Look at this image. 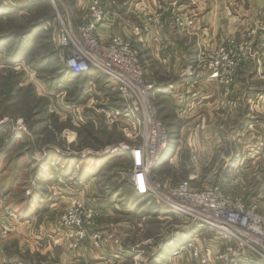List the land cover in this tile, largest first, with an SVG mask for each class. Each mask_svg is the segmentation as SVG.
Returning a JSON list of instances; mask_svg holds the SVG:
<instances>
[{"label": "rangeland", "instance_id": "374dc122", "mask_svg": "<svg viewBox=\"0 0 264 264\" xmlns=\"http://www.w3.org/2000/svg\"><path fill=\"white\" fill-rule=\"evenodd\" d=\"M111 2L122 6L126 0H0L10 8L8 13L0 12V37L13 33L23 40L22 57L15 61L9 56L19 39L0 46V150H6L0 156V214L20 219L9 206L38 193L35 214L39 212L41 226L32 227L34 235L50 236L62 230L68 241L64 245L71 251H78L90 239L93 242L87 250L100 243L106 248L117 240L110 248L124 253V260L115 264H231L232 254L251 255L248 248L252 245L246 244L243 230L234 228L237 238L219 236L174 218L149 192L136 195L133 159L126 152L107 150L143 148L151 130L162 128L168 133L172 152L179 149L174 163L161 162L149 171V186L165 197L185 183L194 194L218 188L231 207L239 201L245 210L253 208L263 230L264 0H218L228 5L231 15L223 27L216 22L207 36L199 32L200 22L192 19L197 10L187 9L188 13L185 9L177 16L167 10L170 0L161 6L170 28L177 29L176 23L183 24L188 18L185 24H189L190 37H176V42L186 46L184 52L189 50L187 56L193 63L185 70L201 79L210 77L188 87L192 96L184 105L194 108L185 114L178 112L173 99L155 96L154 83L164 79L160 72H165L158 68V61L149 57V62L130 40L115 34L137 51L143 82L152 88L145 97L146 110L136 109L140 123L135 129L130 115L116 120L107 115L109 109L121 107V100L117 90L107 91L99 71L76 74L66 65L69 52L79 44L90 52L84 30L99 10L105 13L102 23L108 20ZM156 16L149 17V23L158 24ZM115 17L124 24L121 16ZM184 28L178 26L179 31ZM97 29L98 41L111 42L114 36L100 38ZM65 33L69 46L62 50L59 40ZM179 56L169 53L166 60ZM172 79L170 75L167 81ZM37 165L42 170L35 175ZM12 174L15 177L7 191ZM42 176L44 181L37 183ZM77 207L88 218L81 214L79 227H67L64 222L66 218L76 220L69 214ZM12 226H0L5 231L0 244L12 240ZM77 230L78 238H71L70 233ZM210 242L216 246L215 253L207 250ZM37 248L30 263L46 264L50 252L44 254ZM59 254L58 248L51 251V264L58 263ZM179 254L178 262L171 261ZM233 259L240 264L237 256Z\"/></svg>", "mask_w": 264, "mask_h": 264}, {"label": "built area", "instance_id": "2783aa9c", "mask_svg": "<svg viewBox=\"0 0 264 264\" xmlns=\"http://www.w3.org/2000/svg\"><path fill=\"white\" fill-rule=\"evenodd\" d=\"M104 19L105 13L101 10L92 16L91 23L87 24L83 33L86 39L85 44L89 46L90 52L86 53L79 44L73 48V52H69L66 65L76 74L99 71L104 76L107 91L117 90L121 100V107L109 109L107 115L112 116V120L118 117L126 118L130 115L132 129H135V126H139L140 123V114L136 112V109L139 108L143 112L146 110L144 108L145 97L148 96V90L151 91L152 88L143 82L142 68L137 59L138 53L131 47L129 41L121 36H114L107 44L96 39L94 33ZM68 39L70 38L66 33L60 38L59 46L62 50L69 46ZM168 138V133L162 128H153L147 135L148 140L145 147L119 146L107 152L111 154L126 152L134 161L132 182L137 193L148 194L149 192L155 195L165 209L171 211L174 218L185 219L195 228H206L226 238H237L234 228L243 230L245 232L243 238L247 240L246 244L252 245L248 248L251 255L238 252L232 254L230 260L231 258L234 260L233 258L237 256L247 262L264 264V229L259 227L260 219L253 208L245 210L239 201L231 207L232 205L227 202V198L218 188H204L200 194H194L188 183H185L171 190L168 197H165V194L157 193L154 186H149L146 177L149 176V171L154 170L163 159L168 149ZM138 177L143 183V188H140V184L137 183ZM81 214L85 219L88 218V213H82L78 207L73 208L69 215L76 220L66 218L65 225L79 227ZM77 232L79 233V230L75 234L71 232L70 237L77 239L79 236ZM4 234V230L0 231V239ZM228 242L230 241H225L226 244ZM227 260L226 257L225 261Z\"/></svg>", "mask_w": 264, "mask_h": 264}, {"label": "crops", "instance_id": "0c3cea01", "mask_svg": "<svg viewBox=\"0 0 264 264\" xmlns=\"http://www.w3.org/2000/svg\"><path fill=\"white\" fill-rule=\"evenodd\" d=\"M168 1L169 0L157 3L155 0H126V2L122 4V6L121 4H118L119 6H117L115 4H112L111 2L109 4L110 10L108 11V20L98 27L97 34L100 38L103 39L110 38L115 34L121 35L124 38L130 40L132 45L138 48L140 53L145 56L146 60L150 62L149 57L153 60L156 59L159 65L158 68L161 70L163 69L165 72H160V76L164 77V79L156 80V82L154 83L155 96L161 99H173L176 102V109L178 110V112H182V114H185V112L190 111L194 108V106H191L189 104H187L186 106L184 105L185 102H189L192 96L190 94V91L188 90V87L199 84L202 79L203 81H205L210 77L201 79L200 76H195V72H193L192 70L191 72L185 70L187 68V65L192 66L193 63L189 61L187 56L189 50L184 52L186 46L176 42V37L180 36L181 34L190 37L188 36L190 30V28L188 27L189 24H185V22L188 21V18H185L183 24L176 23L177 29H174V26L173 28H170V23L168 22L169 20H166V17H164V13L166 10L165 8L161 7L162 5L166 6V2ZM217 1L218 0H183L181 2H175V0H170L171 4L168 6L167 10L171 11L172 15L177 14V16H179L185 9L197 10L198 13H195V19H192L200 22L201 25L198 27L199 32L203 36H207V34L211 33V31L215 28L216 22H220L223 27V22L228 21L231 15L228 5L223 2L219 4L217 3ZM258 5L260 6L259 1ZM115 8H117L118 10L116 11ZM189 10H187L188 13H190ZM152 13L157 15L156 18L158 24L156 25L149 23L151 19L148 18L153 15ZM166 13V15L169 14L168 12ZM115 15L122 17L124 21L123 25L119 23V20L116 19ZM185 15L188 16L187 14ZM176 21L179 22V20ZM178 26H185L186 28H184L182 31H179ZM199 36L202 37L201 35ZM169 53H180V56L178 58L173 57L172 59L166 60L167 56L169 57ZM148 65L150 66V64ZM171 71V74L167 73ZM89 74H91V72ZM170 75L171 77H173V79L167 81L168 76ZM186 87L187 91L185 90ZM182 133L183 131L178 134V141L180 137H182ZM168 146V150L164 154L161 162L164 163L169 161L170 164L174 163V160L177 157L176 150H178L179 147L172 152L173 149L171 148V144ZM159 166L160 164L158 165V167ZM136 195H138L137 192ZM39 217L40 215L38 212L37 214H33L31 217L24 221L20 219L14 221L12 218H4L2 214H0V226L5 227L6 224H8L11 227V225H13L12 228L14 231V234L11 237L12 240L8 241L7 243L0 244V264H31V256L33 255V252L38 249L37 246L42 248L44 254L46 252H50L49 258L45 260L46 264L53 263L54 260L50 262V258H53L51 255V251H53L55 248H58L60 250V254L57 260L59 264H69L73 261H80L81 263L86 262V264H108L110 261H115L113 263L115 264L119 262L121 263L124 260L122 259L124 253L119 254L117 253V250H113L112 248H110V245L117 244V240L107 245L106 248H101L103 244L101 245V243L99 242V246L87 250V247H90L91 242H93L90 239L88 243H84L83 247H79L78 251H71L69 247H66L64 245V243L67 245L68 241L63 238L62 230L56 229L55 231L51 232L53 235L50 234V236L43 234L42 232H39L37 234L35 233L34 235L32 227L34 228L37 226L39 228L41 226L40 224H38ZM191 243L194 244V240L191 241ZM207 245V250H209L211 253H215L217 251L216 246L211 242ZM179 255H176V258L171 261L178 262L181 259V255ZM27 256L28 260L25 259L27 258ZM237 261V263L240 264H255L253 262H247L239 258H237ZM197 264H199V262ZM231 264L236 263L233 260Z\"/></svg>", "mask_w": 264, "mask_h": 264}, {"label": "trees", "instance_id": "16d2710c", "mask_svg": "<svg viewBox=\"0 0 264 264\" xmlns=\"http://www.w3.org/2000/svg\"><path fill=\"white\" fill-rule=\"evenodd\" d=\"M9 10H10L9 6H7V7L3 6V4L0 3V12H7V11L10 12ZM14 36H16V34L11 33L8 36L0 37V46L3 45L5 42L10 43L14 39H19V42L15 43L14 51H12V53L9 56V58H11L12 61L18 60L19 58L22 57L19 55V53H20V50L23 49V47H22V41L23 40L21 39L22 35L16 36L17 38H15ZM9 63H11V62H9ZM5 152H6L5 149L0 150V156L2 154H4ZM41 170H42L41 166L37 165L35 167V171H36L35 175H37L39 172H41ZM14 177H15V175L12 174V178L10 177L11 182L7 185L8 186L7 191L11 189L10 186H11V183H12ZM44 179H45L44 176H42L41 178L38 179L37 183L43 182ZM37 197H38V193H37V195L36 194L33 196L30 195V196L16 202L15 204H11L9 207H12L13 212H15L20 217V219L22 221H24V220L28 219L30 216H32L33 214H35V211L37 209V207L35 206L36 205L35 202L38 199ZM165 211H166V209H165Z\"/></svg>", "mask_w": 264, "mask_h": 264}, {"label": "bare ground", "instance_id": "6f19581e", "mask_svg": "<svg viewBox=\"0 0 264 264\" xmlns=\"http://www.w3.org/2000/svg\"><path fill=\"white\" fill-rule=\"evenodd\" d=\"M167 150H168V149H167ZM167 150H166V151H167ZM166 151H165V153H166ZM160 162H161V161H160ZM159 164H160V163H159ZM159 164H158V165H159ZM158 165H157L155 168H157ZM137 183L140 184V185H139L140 188H143V186H142L143 183L141 182V180H139V177H138V181H137Z\"/></svg>", "mask_w": 264, "mask_h": 264}]
</instances>
